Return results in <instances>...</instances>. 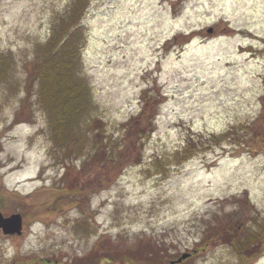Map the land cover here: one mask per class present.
<instances>
[{
  "label": "rangeland",
  "instance_id": "rangeland-1",
  "mask_svg": "<svg viewBox=\"0 0 264 264\" xmlns=\"http://www.w3.org/2000/svg\"><path fill=\"white\" fill-rule=\"evenodd\" d=\"M55 29L87 86L69 153L30 74ZM0 213V264H264V0H0Z\"/></svg>",
  "mask_w": 264,
  "mask_h": 264
},
{
  "label": "trees",
  "instance_id": "trees-1",
  "mask_svg": "<svg viewBox=\"0 0 264 264\" xmlns=\"http://www.w3.org/2000/svg\"><path fill=\"white\" fill-rule=\"evenodd\" d=\"M82 10L83 5L79 4L73 8V15H70L69 19L71 21L73 20L71 26H73L74 29L70 33L77 29L79 31L81 24L74 20H77ZM63 22H65V19L61 20L59 27L64 25ZM55 34L56 29L51 33L50 37L47 38L45 43L46 46L43 49L41 48L40 57H36V60L32 63L33 67L30 70V74L35 75L33 78H37L40 83V86L36 90L37 99L41 102L47 113L48 122L51 126L52 141L64 145V151L69 153L71 152L70 145H73L72 142L75 140L74 133L77 130L76 128L86 124L87 119L84 118L83 120V118H81V116L83 117L85 114L84 110H82V103L78 100V95L85 94L87 86L85 87L78 79L77 73L74 71V67H76V63H78L77 54H79L78 44L74 41L75 37H73L72 34H68L69 37L63 43H58L59 45L57 44L54 46L53 43L55 42L53 37ZM60 51L64 52L63 55L62 53L60 54L61 56H59ZM53 55H58V57H56L57 59H55ZM77 80H79V83ZM78 121H80L79 124ZM106 141H111V137L97 141L96 144L90 142V145L92 147L94 146V151L93 148L90 150L93 151L91 159H100L106 156L107 153H112V149L107 152L106 149H108V146L102 143ZM59 192L64 194V196L63 199H60V197H58L59 194L57 195L59 201L53 202L54 207H58L60 202L65 204L68 203V196L66 197L67 192H64V190ZM229 241L231 243H236L235 238ZM251 241L254 243L252 246H247L243 243L242 246L238 248V250H240L239 254L253 257L255 254L254 252H261L259 241L257 239H252ZM143 242L146 241L144 240ZM144 245H147V243ZM243 249H245V251ZM131 257L135 258V255ZM47 260L48 264H60V262H56L55 260L46 259V261ZM77 260L78 259L69 264H92L93 262L82 258H79L78 262ZM112 261L118 262L116 264H122L119 261V255L113 253L111 250L103 251L99 264H112Z\"/></svg>",
  "mask_w": 264,
  "mask_h": 264
},
{
  "label": "water",
  "instance_id": "water-1",
  "mask_svg": "<svg viewBox=\"0 0 264 264\" xmlns=\"http://www.w3.org/2000/svg\"><path fill=\"white\" fill-rule=\"evenodd\" d=\"M210 30V29H209ZM0 226L5 233H20L22 228V218L20 214L13 213L10 216H3L0 213ZM187 256L185 253L179 259Z\"/></svg>",
  "mask_w": 264,
  "mask_h": 264
}]
</instances>
